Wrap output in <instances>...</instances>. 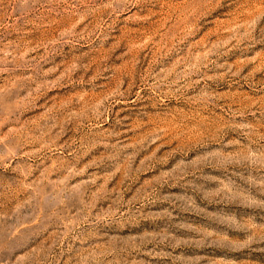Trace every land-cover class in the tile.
Segmentation results:
<instances>
[{
    "label": "rangeland",
    "instance_id": "374dc122",
    "mask_svg": "<svg viewBox=\"0 0 264 264\" xmlns=\"http://www.w3.org/2000/svg\"><path fill=\"white\" fill-rule=\"evenodd\" d=\"M0 264H264V0H0Z\"/></svg>",
    "mask_w": 264,
    "mask_h": 264
}]
</instances>
